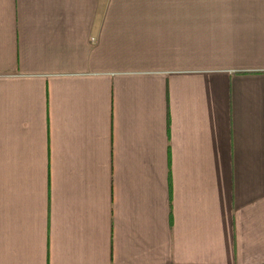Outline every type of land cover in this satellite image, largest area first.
Instances as JSON below:
<instances>
[{
  "label": "crops",
  "instance_id": "crops-1",
  "mask_svg": "<svg viewBox=\"0 0 264 264\" xmlns=\"http://www.w3.org/2000/svg\"><path fill=\"white\" fill-rule=\"evenodd\" d=\"M0 264H264V0H0Z\"/></svg>",
  "mask_w": 264,
  "mask_h": 264
}]
</instances>
